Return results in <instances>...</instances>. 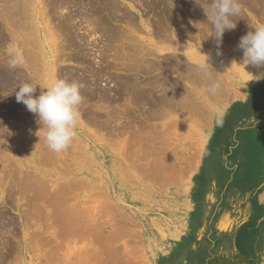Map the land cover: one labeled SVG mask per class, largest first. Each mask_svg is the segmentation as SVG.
I'll list each match as a JSON object with an SVG mask.
<instances>
[{"label":"rangeland","instance_id":"1","mask_svg":"<svg viewBox=\"0 0 264 264\" xmlns=\"http://www.w3.org/2000/svg\"><path fill=\"white\" fill-rule=\"evenodd\" d=\"M44 1H45L44 3H40L38 0H35L34 4H32V7L30 9V15L34 17V19H37L36 24L40 26V28L43 29V34L40 36L42 40L47 39L48 37L46 36L48 29L47 28L45 29L46 27L45 25L49 26V24L52 23L50 25L53 26L52 27L53 30H54V27L56 26L55 27L56 30H54V32H56L57 36H59L60 38L58 39V41L62 39L60 41L62 42L63 37L61 38L62 36L60 35L61 32L57 31L59 28L57 25H55L57 23V20L55 19L53 15L54 13H51L49 14V16H47V18L49 19L48 21H46L47 19L45 20L39 17L40 14L42 13V8H41L42 4L43 6H45L46 3L50 2V0H44ZM243 1L244 0H240L241 6L243 9L242 12L247 11L249 14H251V11H253L252 10L253 7L255 10L257 8L256 5L259 4V2L258 4L254 3L256 2L255 0H249V1H252L254 5L251 4V2H247V1H244L245 3L244 5ZM260 1L263 2L262 0ZM3 3L1 1L0 5L1 4L3 5ZM124 3L127 6L130 5L129 3L125 1ZM208 3L209 4L207 8L210 9L209 0H208ZM250 4L253 7L250 6ZM248 6H250L252 9L248 8ZM130 10L132 14L136 15L138 19L137 22H139V24H141V21H143V25L141 24L140 28L135 29L136 36H139V35L143 36V37L141 36L139 37L143 39V42L145 45L144 47L147 48L149 51L153 52L154 55H152V57H154V59L157 58L160 61L159 62L157 59L154 60L153 58H150L148 55L150 59L148 58L147 59L148 61L145 60L148 62V63L146 62L145 64L149 65L151 63L152 65L155 62L153 68L155 67L157 70H154L155 68L154 69L152 68L153 70L151 69V72L148 71L149 73L148 72L141 73V74L139 73L140 74L139 80L143 81V79L146 78L147 76H148L146 78L147 80L144 79L145 81H149V80L152 81L153 77H154L153 78L154 80L155 77L158 78V77H161V75L164 76L165 74H167L168 77L172 79L175 76L174 79L176 83H178L179 80H181L183 84L186 83L185 85L187 86L181 85L186 90L189 85L190 86L192 85L191 87L189 86L190 90H187L185 92L195 94V96H196V93L200 92V95H202V97L206 96L208 103L216 107L217 111L212 112L213 116H212V119H210V122L202 123L203 121L199 120L198 116L194 117V115L193 116L190 115V112H188L189 110H184L185 108L182 109L180 107H177L173 110L171 109V111H167L166 109L164 110L161 109L162 112L160 113L161 114L164 113V114L163 115L160 114L161 117L158 115V118L156 116V119L150 115V112H152L150 110H148L150 111L148 114L146 112L142 113L141 109H140V112H138L139 108L132 109V112L130 113L140 114L141 119L138 116L139 118V119L137 118L138 123H135L137 127L134 125V122H133L129 125L128 127L129 130L126 129L123 134H119V131L116 130L117 136H115L114 135L115 132H112V134L115 136L114 137L112 134L108 133V132L111 133V129H105V130L102 129V132H101V129L99 127L93 126L91 123H89L87 117H84L82 115V111L80 109L81 105H80V108H79L80 110L78 109L80 116H79V124L77 128L76 137L74 138L73 142L71 143L67 151L65 150V152H62L60 157H58L59 161L56 160L57 162L56 161L54 162L53 160L52 163L47 164L46 161H43L44 160L43 157L42 156L40 157L41 153L39 152L40 151L39 148L29 149L28 146H26V148H28V151L25 153L21 152L19 154L18 152L19 149L22 148L26 142L36 143V146H37V142L44 137V130L42 129V125H40L37 122L38 118H34V119L31 117L28 118L27 122L31 124L27 125L28 123L25 122L24 118L27 116H30L32 113L27 110L25 105H16L15 102L14 103L11 102L13 100L11 99V96L15 94L16 89L14 90L10 89L11 91L10 90L7 91L8 90L7 89L5 90L6 92L4 90H0V107L2 108V109L0 108V113L4 114L5 112L6 113L9 112L10 115L14 113L12 115L13 117H11L10 119H7L4 122L5 124H1L0 126L1 127L0 130L3 132V134H1V137H4L5 136L4 132H6L7 137L4 139V141L8 139L11 141L9 144L7 143L6 149H3V151H1V154L3 155H0V182H1L0 198H2L0 199V203H1L0 211L5 210L7 207L6 216L2 218L1 222L5 221L6 223L7 221L8 223V224L7 223L5 224L7 229H4L2 232H0L1 233L0 238L2 237L1 238L2 240L0 239L1 240L0 241V247H1L0 248V259H1L0 264H5V262L6 264H70L71 256L77 252L87 253L86 257L84 258L82 262L84 264H111L112 263L111 261L113 259L112 256L115 253L116 255L118 253L117 256H119L118 257L119 259L125 258L123 260V264L125 260H126L125 261L126 264H129V263L130 264L132 263L133 264H261V261L264 257V243H263L264 241V238H263L264 237V231H263L264 230V226H263L264 224V198H263L264 197V88H263L264 87L263 86L264 85V67H254V66H251L250 64L247 66L246 65L240 66L242 64L238 63L239 61L237 57H240V58L243 57L242 50H237L235 48H227V47H222V46L221 48L220 46L217 45V43H213V46L211 47L210 42H209V29H206L207 24H205L204 22V19L206 17L205 12H204L205 13L204 19L199 18L198 16L196 18L195 14H194L195 16L193 15L192 19H190L191 22L190 20H187L188 18H186L185 16H182L183 18H180V20L183 19L187 21V22L185 21L184 24L187 25L186 27H189L188 30L190 34L184 33L183 31L180 30L181 28L179 27L180 25H182V23L179 22L180 20L178 17L173 19L174 21L171 23L172 25L170 24L171 29L174 31L178 30V31H175L174 35L178 39H180V45L182 44L181 49L176 50L175 48L177 45L175 41L173 42L174 44L172 42L170 43L166 42L165 40L163 41L162 39H160L161 37L160 38L157 37L156 32H153V31H156L157 28L154 24H153L154 26L153 27L152 22H149V21H153L155 18L154 19L153 17L150 18V16H147V15H145L146 17L142 16L143 11L140 7H137V6H134L133 9H130ZM263 18L254 16V18L252 19H254L256 24H258V21H260L259 24H264L262 23ZM176 24H178L177 25L178 29H176ZM8 27L4 25V23L2 24L3 36H5V38L3 40L4 42L2 41V44L0 45V48L2 49L0 50V55L2 54L0 58H2L1 60L3 61L8 60L9 58L8 50L14 47L13 44H17V42L15 43L16 40L10 37L12 36L13 33L11 32L12 30L10 29V27L9 28ZM7 29H10V30H7ZM191 29H195L196 32ZM45 30H46V33L44 34ZM198 32L199 34H196ZM204 32L205 33L207 32V33L205 34ZM154 33L156 34L154 35ZM201 33L204 34V36ZM47 35H49V33H47ZM185 35L186 36L189 35V37H186ZM200 35H201V38H199ZM197 36L198 38H195ZM149 38L152 41L149 40ZM12 40L13 41L15 40V41L13 42ZM144 40H147V41L145 42ZM98 41H101V40L98 39ZM98 41L96 42L98 43L96 44V46L98 45L97 46L98 48L97 49L95 48V50L105 49L102 41L101 42H98ZM158 42L162 44L163 46H161ZM3 43H5L6 45ZM147 46H149V48ZM153 47H155L156 49L158 48L159 51L158 49L156 50ZM189 51H192V52H189ZM193 51L196 53H199L200 55L198 54L199 55L198 57H193V58L190 57L189 53L195 54L197 56V54L194 53ZM4 54L7 55V57ZM98 54L100 53L98 52ZM178 55L180 56L181 59L184 58L183 60L187 61L192 67H194L195 65L197 66L202 61H207L209 57L208 62L210 63L212 68L211 66L209 67L211 68L212 74L214 73L213 76L218 77L219 80H221L222 85L225 83L224 85L226 86V89H224V86H223L222 87L223 91L222 90L219 91L222 94V96L220 95L219 101L215 102L216 100L214 101L213 99L214 96H217L219 94V92H217L214 95L211 93L209 94V92L206 91L208 88L207 83H206L207 85L203 83L204 87H203V84H200L201 85L200 86L198 82H195V81L190 82V80L187 81V79L184 78V76H182L181 74H176V72H172L170 70L172 68V67L170 68V66H171V63H173V59H176L175 57H177ZM50 56L51 54H49L47 58H50ZM1 60L0 62H2ZM163 60L165 61L163 62ZM91 63H92L91 65H93L96 68L105 67L108 64L111 65V67L113 66L112 68H110V70H108L109 74L111 71H112L111 72L112 74H116L118 72L119 66L121 67V64H123L122 61L119 64V60H113L112 58H109V57L103 60L96 58L95 62L91 61ZM115 63L117 65L119 64L118 67L116 66V68L114 66ZM158 63L160 65H163V64L169 65V67H160ZM235 63H237V66L239 65L241 67V68L239 67V69H241V72L239 73V75H241L242 73L241 76L236 74L237 67H234L236 71L235 70L232 71L233 70L232 66H236ZM59 66H61L63 70L70 69L69 71L73 69V71L80 70L82 72H87L88 70L86 65H80V64L78 65L72 62H60ZM194 68L197 69L198 67H194ZM16 69L17 68H15L14 70ZM18 69L20 70L24 69V71L26 72V69L24 68V66H20ZM197 70L199 72V68ZM125 73L126 71L124 72V74ZM129 73L130 74L133 73L134 75V73L136 72L129 71L128 73H126V75H129ZM199 74H202V73L199 72ZM27 76L33 79V74L31 73V71L30 73H27ZM43 77H44L43 79H45L46 81V82L44 81L45 83L43 82V80L41 81L42 83H40V85H37V82H35L37 87L40 86V88L38 87L37 89L38 95L36 96H39L41 91H45V89L43 88L49 87L52 84L51 78L47 75L45 71H44ZM149 77H151V79ZM57 79L59 78H56V80ZM106 82H108V85ZM115 83L116 82H110V81H105V80L100 82L101 85L106 84L108 88L109 87L111 88V86L113 87V85L117 84ZM229 84H232V85L229 86ZM198 86H200V88ZM195 87L197 89L199 88L200 90L198 89L199 90L198 91ZM226 91L227 93L225 94ZM10 92L13 94H11ZM204 92L206 95H203ZM6 93H9V94H6ZM6 95L7 96L9 95L10 97L9 96L7 97ZM209 96H211V98ZM224 99L225 100L227 99L226 104H223L225 103ZM6 100H9V101H6ZM4 102L5 103L7 102V103L3 104ZM12 104L16 106L13 107ZM2 105L4 106L2 107ZM85 106H83V108H85ZM145 107L149 108L151 106L146 105ZM133 110L134 111L136 110L137 112L136 111L133 112ZM153 110L155 109L153 108ZM166 112H168V114ZM147 115H150L152 118L150 116L148 118ZM84 118L87 120H85ZM151 119L152 121L154 119L156 121L154 120L152 124L150 122ZM218 119L222 123L218 124L217 123ZM139 123L142 126L145 125L146 127L145 126L141 127ZM84 124L87 126L90 124L91 126L89 125L88 127L87 126L85 127ZM119 124L120 123H117V124L114 123L113 126L118 127L117 125ZM133 125L135 129H139V130L137 131L133 129L132 128ZM150 126L151 128L148 131L150 133L149 135L147 130H148V127ZM91 127H92L94 135H96L95 137L96 139L93 138L94 135H91L92 134ZM143 129L146 130V132H144ZM89 130L91 131L86 132ZM94 130L95 131L97 130L96 134ZM127 130L128 132H126ZM129 131L133 132L132 133L133 138ZM139 131L142 134L139 133ZM137 133L139 135H137ZM135 134L137 136L134 137ZM123 135L125 138L123 137ZM129 135L131 136V138ZM28 136L30 137V139ZM106 137L107 139L108 138L109 139L107 140ZM110 137L112 138L110 139ZM137 137H139L140 139ZM129 139H131L132 141L131 140L129 141ZM75 140L76 142H74ZM136 141L138 142L136 143ZM111 144H112V147H111ZM144 144L147 150L144 147H142L144 146ZM155 144H156V147L154 146ZM81 146L83 147V149ZM94 146L96 147V149ZM126 146L128 150L124 148ZM147 146L151 148H147ZM148 150L149 152H147ZM98 151L100 152L98 153ZM155 153L158 154L159 156L156 155ZM21 154L23 156H21ZM70 154H73V155H70ZM27 155H29L30 157L28 158ZM64 155H66V157H64ZM134 156L137 159L139 158V160L137 161V159ZM92 157L94 158V160ZM216 157L218 158L220 157L219 160L221 159L220 160L221 162L220 170H221L222 177L219 179V181L216 184L212 186L208 178L207 165H208V161L210 160V158L215 159ZM247 157L252 161V163L257 162L259 158L261 159L260 162H258L260 163L259 165H261V170H260L259 176L257 175V178L255 179L254 186L251 188L252 191L249 197V200H251L252 204L257 208L256 209L257 213L251 214V215L245 214L243 212V208L241 207L242 210L240 208V205L242 204V202L240 201L241 193L244 192V190L241 187V183H243L242 182L243 177L241 175L242 174L241 171L243 170V162L245 159H247ZM64 158H68V160ZM41 159H42V162L40 161ZM60 160L62 162H65L67 165L62 164ZM10 162L12 164H10ZM96 162L98 164H96ZM44 163H46L48 166L46 164L44 165ZM49 164H51L52 166H49ZM134 164L137 166H135ZM6 165L10 166L9 169H7L8 166ZM68 165H70L69 167L71 170L67 169L69 168L67 167ZM153 165H156V166H153ZM57 166H58V169H56ZM145 166L147 167V169ZM137 167L138 169H136ZM156 167H158V169ZM72 170L74 172L73 174H72ZM144 170L145 172L149 171L145 173V177L143 173ZM157 170H160V172ZM28 172L30 174L32 172H35L33 173L35 175H37L39 172L44 173L45 174L44 179L46 180L48 187L49 188L52 187L53 189H55V190H52L53 192L54 191L56 192L57 190L58 191L63 190L64 188L70 189L69 186H71V182L76 183V182H79L80 179L81 181L85 180L84 181L85 184H82L83 185V186L81 185L82 187L79 186L80 189L77 187L74 189L73 191L74 193L72 194L70 193L71 195V199H69L70 202H68L67 205H65V207L74 208L73 206H75V208H77L80 212L82 211L81 213H86V214L88 213L91 219L90 223L93 225H98L100 227L99 230H97L100 232V234H96V236L87 235L85 236L86 239L80 236L76 237L72 233L71 234L68 233L66 229L63 228L64 227L63 224L61 223L60 220L59 221L57 220V217L53 218V215L51 214L52 213L51 210L53 209L51 208V206L48 207V203H45V200L47 202L46 198H41V200H38V201L31 200L32 201L31 203L29 198L33 199V196L35 195V191L32 189L31 190L28 189L26 191L22 190L23 189L21 187L22 184L20 183L21 177L23 176V174L24 175L28 174ZM12 173H14V175ZM146 174L149 176H146ZM167 174H168V177H167ZM12 176H15L16 178L14 179L12 178ZM161 176L163 177L161 178L162 180L160 179ZM188 176L189 178H187ZM146 177H148L149 179ZM183 177H186L187 179ZM174 179H176L175 181L177 182H175ZM51 182L53 183L51 184ZM68 183L70 184L68 185ZM59 184H61L62 187ZM182 185H184V187ZM87 186L89 187L86 188ZM7 187L9 190L6 189ZM20 188L22 189L20 190ZM105 188L108 190H106ZM8 191H11V192H8ZM12 191H14V193ZM100 192L102 193L100 194ZM103 192L106 194H104ZM25 193L26 194L29 193V194L26 195ZM9 194L14 195L12 197L11 202L10 200L6 199V197ZM4 196H5V199H4ZM142 196H143V199H142ZM3 199L5 200V202L3 201ZM35 202L37 203L39 202L38 203L39 207L36 204L33 205ZM5 203L6 204L8 203L9 205L11 204V206L9 205L7 206ZM102 203L106 205L107 204L111 205V208L110 209L106 208V210H104L103 208L100 209L99 207L101 205L99 204H102ZM12 205H13V208H12ZM94 205L97 206L96 207L97 209L93 211L92 209H94L95 207ZM114 206L117 210H115ZM33 207L34 208L36 207L38 209L37 210L39 212L38 214H36L37 211L35 212V214L31 213L32 210H30V208H33ZM86 209L87 210L89 209V211L92 210L93 212L97 210L99 211V213L97 212L94 218L95 213L91 211L90 212L91 214H90L89 212H87ZM27 210H29V212H27ZM119 210H120V213H118ZM100 211L103 212V217L104 215L106 216L107 214H109V216L107 215L106 218H103L101 216L102 214ZM92 213H93V216H92ZM41 214H42V217H41L42 219L40 220ZM7 215H9L10 217ZM27 216H30V217H27ZM96 217L97 219H99L100 217H102L103 219H100L99 221L96 219ZM107 217H111L112 220L108 218L110 219L109 221ZM27 218L30 220H28ZM11 219L13 220L11 221ZM43 219L44 221H42ZM54 219H56L57 222ZM114 219L116 220V222L114 221ZM24 220H26V222H24ZM127 220L129 222H132V224H134L133 227H132V224L128 223ZM27 221H28V224H27ZM108 221L109 223H107ZM123 221H125L128 224H125V222ZM9 223L11 224V226ZM29 223L32 226H30ZM116 224L120 227H118ZM163 224L167 225V227H164L165 228L164 230H167V233L169 235H165L166 232L163 230ZM15 225L17 226L15 227ZM113 225H116L114 226L115 228L117 227L115 230H113L114 229ZM121 226H123V229ZM9 228L16 229L19 232L13 229L9 230ZM118 228L119 230L121 228V231L123 232L120 233L121 231H119ZM130 228L131 229L133 228L132 229L133 231ZM5 230L10 231V232H6ZM14 231L16 232V235ZM110 231H112L111 236L109 235ZM124 232L126 233V235L124 234ZM5 233H8V234H5ZM128 233L132 235H129ZM113 234H115V236ZM118 234L122 236L119 237ZM92 236H94V238ZM102 236L104 238L106 237L105 238L106 241ZM31 237H33L32 242L30 241L32 240ZM14 238H17V240ZM78 238H79V241H78ZM2 241L3 243L4 242L6 243V246L3 243H1ZM31 243L33 245H31ZM7 245L11 247H7ZM16 246H18V248L21 249V251L18 248H16ZM7 248H11L12 250L7 249ZM93 249H94V252L93 251L88 252L89 250H93ZM14 250H16L15 253L13 252ZM17 250H19L20 252H18ZM1 252L3 253L2 254L3 256L1 255ZM113 252L114 254H112ZM7 255L8 257L10 256L9 257L10 259L7 257ZM16 255L17 257H15ZM43 255H46V256L50 255V256L46 257ZM55 258L58 260H56ZM2 259H5V260L2 261ZM7 259L9 263H7ZM11 259H14V260H11ZM68 259L69 261H67Z\"/></svg>","mask_w":264,"mask_h":264},{"label":"bare ground","instance_id":"2","mask_svg":"<svg viewBox=\"0 0 264 264\" xmlns=\"http://www.w3.org/2000/svg\"><path fill=\"white\" fill-rule=\"evenodd\" d=\"M2 1L3 5L1 4L0 5V45L2 44V41L4 40L5 36H3V28H2V24L4 23V25H6L7 27L9 26L10 29L12 30L11 32L13 33L12 36V39L14 38L15 40V43L17 42V44H13L14 47L13 48H18L20 49L22 52H23V55H24V59H25V62L22 66H24V68L26 69V72L23 70H20L18 69L19 67H17L16 70L14 69H10L8 67V60H1L2 58H0V60L2 62H0V90H7L9 91L10 89L14 90V89H18L22 84L24 83H29L31 84L33 87H36V91L34 93V95H38V87L40 88V86L37 87V85H40V83H42L41 81L43 80V82L45 81V79H43V75H44V71L47 73V75L51 78V81L52 83L56 80V78H59V79H63V80H66L68 82H77L79 83L82 87H81V94L83 96V102L81 103V108L79 106V108L81 109L82 111V115L84 117H87L89 123H91L93 126H96V127H99L101 129V132H102V129L105 130V129H111V133L109 134H112V132H115V136L116 135V130L119 131V134H123L125 132L126 129H128L129 125L131 123L134 122V125L135 123H138L137 121V118L139 116L140 118V114H133V113H130L132 112V109H137L139 108L138 112H140V109L142 110L141 112H146L149 114L150 111H154L153 113L150 112V115L152 117H154L156 119V116L158 118V115L160 116V112L161 109H166L167 111H171V109H175L177 107H180V108H185L184 110H189L188 112H190V115H194V117L198 116L199 120L203 121L202 123L206 122H210V119H212V112L213 111H217L216 107H214L212 104L208 103V100L206 99V96L202 97V95H200V92L199 93H196V96L195 94H192V93H189V92H185L187 90H190L189 86L187 87V90L182 87L183 84L181 82V80L178 81L181 82V83H176L174 77L173 79L168 77L167 74H165L164 76L161 75V77H158L153 80L152 78V81H145L144 78L143 81H140L139 79V76L141 73H145V72H148L150 71L151 72V69L153 68L154 66V63L151 65V63L149 65H146L145 63L148 61L147 59L150 57V58H153L152 55L153 52L149 51L147 48H145L144 46V42H143V39L139 36H136V30L137 28H140L141 27V24L143 25V21H141V24H139L138 19L136 17V15L132 14L131 10L130 9H133L134 6H137V7H140L143 11V14L142 16L146 17L145 15L147 16H150V18L153 17V21H149V22H152V26L153 24L156 26L157 30L156 31H153V32H156L154 33V35L156 34L157 37H161L160 39H162L163 41L165 40L166 42H176V50H179L181 49V45H180V39H178L174 34H175V31H178V30H172L171 29V26L170 24L174 21L173 19L178 17L179 20L180 18H183L182 16H185L186 18H188L187 20H190L192 19L193 15L197 18V16L199 18H202L204 19V14L206 13L205 12V9L204 7L207 8L208 6V0H50V2L46 3L45 6H41L42 8V13L40 11V18L42 19H47L46 21H48L49 19L47 18V16H49V14L51 13H54V17L55 19L57 20V23L55 25L58 26V30L60 33L61 38L63 37V41L60 42L58 41L59 36H57L56 32H54L55 27H54V30H53V26H51L50 23L49 26L45 25V29L47 28V33H49V35H47L46 33V30L44 32V34L46 33V36L47 39H41V35L43 34V29L40 28V26H38L36 23H37V19H34V17H32L30 15V9L32 7V4H34V1L35 0H0V2ZM40 3H44L45 1L44 0H38ZM129 3L130 5L127 6L125 3ZM244 1H247V2H251V4H253L252 1H249V0H244ZM243 1V4L245 5ZM256 4H259L256 5L257 8L256 10L258 9V11L260 10V13L262 11H264V0H262L263 2H261L260 0H255ZM210 2V5H211V1L209 0ZM13 3V4H12ZM241 3V2H240ZM250 4V6H252ZM254 5V4H253ZM204 6V7H203ZM250 6H248V8H251ZM255 6V7H256ZM210 7V6H209ZM253 7V6H252ZM47 8V10H46ZM252 9V8H251ZM254 9V7H253ZM130 10V11H129ZM203 10V11H202ZM210 10V9H209ZM200 11V13H199ZM202 11V13H201ZM205 12V13H204ZM257 12V11H256ZM255 13V12H254ZM259 13V14H260ZM245 16L247 14L243 13ZM244 15L243 18H244ZM52 16V15H51ZM50 16V17H51ZM184 17V19H185ZM239 17V16H238ZM248 17V16H247ZM246 17V18H247ZM53 18V17H52ZM177 18V19H178ZM195 18V19H196ZM237 18V16H236ZM236 18H233V19H236ZM241 18V17H239ZM198 20V19H197ZM196 20V21H197ZM242 20V19H241ZM248 20V19H247ZM264 20V18H263ZM171 21V22H170ZM186 20H183L181 19L179 22L182 23V25H180L179 28H181L180 30L183 31L184 33H187V34H190L189 33V27H186L187 25H185ZM194 21V20H192ZM199 21V20H198ZM207 21V20H206ZM236 22H233L236 24L237 22H239L237 19L235 20ZM154 22V23H153ZM177 22V23H179ZM187 22V21H186ZM191 22V20H190ZM204 22H205V19H204ZM242 22V21H241ZM245 22V21H244ZM248 22V21H247ZM54 23V22H53ZM148 23V22H147ZM168 23V24H167ZM176 23V21H175ZM189 23V22H188ZM195 23V22H194ZM197 23V22H196ZM174 24V23H173ZM193 24V23H192ZM190 24V25H192ZM40 25V24H39ZM147 25V24H146ZM172 25V24H171ZM178 24H176V29H178L177 26ZM189 25V24H188ZM250 25V24H249ZM248 25V26H249ZM149 26V25H148ZM151 26V27H152ZM243 26V25H242ZM245 26V25H244ZM253 26V25H252ZM8 27V28H9ZM154 27V26H153ZM191 27V26H190ZM209 27V26H208ZM212 27V26H211ZM237 27V26H236ZM235 27V28H236ZM192 28V27H191ZM205 28V27H204ZM10 29H7V30H10ZM155 29V28H154ZM207 29V28H206ZM209 29V28H208ZM211 29V28H210ZM209 29V30H210ZM236 29H241V27L239 28H236ZM245 29V28H244ZM250 29V28H249ZM142 30V29H141ZM153 30V29H152ZM170 30V31H169ZM179 30V31H180ZM193 31H195V29H191ZM205 30V29H204ZM248 29H246L247 31ZM140 31V30H139ZM229 31V30H228ZM233 31V30H232ZM232 31L230 30V34L232 33ZM239 31V30H238ZM252 31V30H251ZM9 32V31H8ZM138 32V31H137ZM192 32V31H191ZM196 32V31H195ZM237 32L234 30V33ZM10 33V32H9ZM205 33V32H204ZM207 33V32H206ZM205 33V34H206ZM210 33V32H209ZM213 33V32H212ZM226 33V32H225ZM244 35V31L242 32ZM248 33V31H247ZM153 34V33H152ZM180 34V33H179ZM186 34V35H187ZM196 34H199L196 33ZM202 34V33H201ZM211 34V33H210ZM228 34V33H227ZM237 34V33H236ZM235 34V35H236ZM241 34L238 32V35ZM242 34V35H243ZM5 35V33H4ZM185 35V36H186ZM193 35V34H191ZM195 35V34H194ZM204 36V34H202ZM213 35V34H212ZM225 35V34H224ZM152 36V35H151ZM208 36V35H207ZM231 35H229L230 37ZM95 37V38H93ZM184 37V36H183ZM186 37H189L186 36ZM194 37V36H192ZM191 37V38H192ZM213 37V36H212ZM211 37V38H212ZM235 37V36H234ZM240 37V35H239ZM92 38V39H91ZM181 38V37H180ZM190 38V39H191ZM195 38H198L195 37ZM201 38V35L200 37ZM232 38V36H231ZM235 38H238L237 35ZM8 39V37H7ZM98 39H100L102 41V43L104 44V47L105 49L103 50H95V48L97 49L98 45L96 46V43L98 41ZM147 39V38H145ZM159 39V40H160ZM46 40V41H44ZM149 40H151L149 38ZM198 40V39H197ZM204 40V39H202ZM207 40V39H206ZM211 40V39H210ZM236 40V39H235ZM13 41V40H12ZM13 41V42H14ZM101 41H98V42H101ZM145 42L147 40H144ZM152 41V40H151ZM161 41V40H160ZM4 42V41H3ZM8 42V41H7ZM162 42V41H161ZM237 42V41H236ZM236 42H233L236 44ZM6 43V42H5ZM3 43V44H5ZM148 43V42H147ZM159 43V42H158ZM165 43V42H163ZM167 43V44H169ZM182 43V42H181ZM7 44V43H6ZM5 44V45H6ZM146 44V43H145ZM152 44V43H151ZM154 44V43H153ZM160 44V43H159ZM174 44V43H173ZM161 46H163L162 44H160ZM101 47V46H100ZM149 48V46H147ZM174 47V46H173ZM103 48V47H102ZM155 48V47H153ZM163 48V47H162ZM156 49V48H155ZM154 49V50H155ZM158 49V48H157ZM156 49V50H157ZM0 50H2L0 48ZM159 51V49H158ZM157 51V52H158ZM98 52L100 54H98ZM189 52H192V51H189ZM188 52V53H189ZM194 52V51H193ZM196 53V52H194ZM49 56V54H51L50 58H47V56ZM197 56L195 54H192V53H189V56L190 57H198L200 54L199 53H196ZM199 54V55H198ZM5 55V54H4ZM149 55V57H148ZM151 55V56H150ZM2 56V54L0 55V57ZM7 57V55H5ZM156 56V55H155ZM179 56V55H178ZM177 56V57H178ZM107 57L109 58H112L113 60H119V64L120 62L122 61L123 64H121V67L119 66L118 68V72L116 74H112L110 72L109 74V71L111 67V65H106L105 67H94L93 65H91V61L95 62L96 58H99L100 60H103V59H107ZM173 57V56H172ZM175 57L176 59H173V63H171V66H170V70L172 72H176V74H181L182 76H184V78L188 80H190V82H198L199 85L200 84H203V83H207L208 84V80L202 75V74H199L198 72V68L195 69L194 67H197L196 65L194 67L190 66V64L183 60L184 58H180V56L177 58ZM183 57V56H182ZM5 58V57H4ZM149 58V59H150ZM174 58V57H173ZM157 59V58H156ZM154 59V60H156ZM169 59V58H168ZM238 59V63L242 64L240 66H245V64H243V57L242 58H239L237 57ZM242 59V61H241ZM147 60V61H145ZM158 60V59H157ZM233 60V59H232ZM235 60V59H234ZM159 61V60H158ZM157 61V62H158ZM165 60H163L164 62ZM167 61V60H166ZM189 61V60H188ZM60 62H72V63H75V64H80V65H86L88 70L87 72H82L80 70H74L73 69L71 71L69 70H63V68L61 66H59V63ZM151 62V61H149ZM153 62V61H152ZM160 62V61H159ZM162 62V61H161ZM162 62V63H163ZM169 62V61H168ZM190 62V61H189ZM2 63V64H1ZM103 63V62H102ZM118 63V62H117ZM148 63V62H147ZM167 63V62H165ZM170 63V62H169ZM168 63V64H169ZM100 64V63H99ZM116 64V63H115ZM116 66L118 67V65L116 64ZM234 64V63H233ZM236 66H232L233 67V70L232 71H236L237 69V72L236 74L239 75V73L241 72V69H239V65L237 66V63H235ZM102 65V64H101ZM158 65H160L158 63ZM157 65V66H158ZM192 65V64H191ZM156 66V67H157ZM253 66V65H251ZM160 67H169V65H166V64H163V65H160ZM234 67H237L236 69H234ZM256 67V66H254ZM155 68V67H154ZM153 68V69H154ZM159 68V67H158ZM230 68V67H229ZM241 68V67H240ZM152 69V70H153ZM232 69V68H231ZM44 70V71H43ZM113 70V69H111ZM116 70V69H114ZM154 70H157L156 68ZM169 70V71H170ZM28 71V72H27ZM31 73L33 74V79H31L30 77L27 76V73ZM86 71V70H85ZM108 71V72H107ZM123 71V72H122ZM126 71V73H128L129 71H134L136 73H133L129 75H126V73L124 74V72ZM115 72V71H113ZM160 72V71H159ZM246 72V71H245ZM140 73V74H139ZM149 73V72H148ZM171 73V72H170ZM201 73V72H200ZM222 73V72H221ZM163 74V73H162ZM214 74V73H213ZM167 75V76H166ZM242 75V73H241ZM239 75V76H241ZM144 76V74H143ZM173 76V75H172ZM180 76V75H179ZM217 76V75H216ZM178 77V76H177ZM224 77V76H223ZM244 77V76H242ZM142 78V77H141ZM151 79V77H149ZM148 78V79H149ZM218 78V77H217ZM226 78V77H225ZM224 78V80H225ZM110 81V82H116L115 84L116 85H113V87L111 86V88L107 87L106 84L105 85H101L100 82L102 81ZM147 80V79H146ZM221 81V80H220ZM37 82V85L36 83ZM46 82V81H45ZM44 82V83H45ZM185 82V81H184ZM225 82V81H224ZM33 83V84H32ZM105 83V82H104ZM107 85H108V82H106ZM231 83V82H230ZM206 84V85H207ZM225 84V83H224ZM222 85V87L224 86V89H226V86L225 85ZM44 85V84H43ZM182 85V86H181ZM194 85V84H193ZM198 85V84H197ZM196 85V86H197ZM228 85V84H226ZM232 85V84H229V86ZM187 86V85H185ZM192 86V85H191ZM190 86V87H191ZM201 86V85H200ZM200 86H198L200 88ZM264 86V85H263ZM203 87H204V84H203ZM47 88V87H45ZM189 88V89H188ZM196 88V87H195ZM198 88V89H199ZM230 88V87H228ZM264 88V87H263ZM197 89V88H196ZM197 89V90H198ZM10 90V91H11ZM200 90V89H199ZM198 90V91H199ZM223 91V89H221ZM220 90V91H221ZM228 90V89H227ZM256 90V89H255ZM41 91V90H40ZM46 91V89H45ZM207 91V90H206ZM231 91V90H230ZM235 91V90H234ZM6 92V91H5ZM13 92V91H12ZM42 92V91H41ZM194 92V91H193ZM260 92V91H259ZM11 93V92H10ZM208 93V92H207ZM227 93V91L225 92V94ZM254 93V91H253ZM256 93V91H255ZM2 94V93H1ZM4 94V93H3ZM6 94H9V93H6ZM13 94V93H11ZM41 94V93H40ZM210 94V93H209ZM240 94V93H239ZM260 94V93H259ZM203 95H206L205 92ZM215 95V94H214ZM213 95V96H214ZM220 95L222 96L221 92H219V94L217 96H214V101L217 102L220 100ZM229 95V94H228ZM2 96V95H1ZM5 96V95H4ZM7 96V95H6ZM9 96V95H8ZM7 96V97H8ZM208 96V94H207ZM256 96V95H255ZM6 97V98H7ZM10 97V96H9ZM211 98V96H209ZM224 97V96H223ZM241 97V96H240ZM2 98V97H1ZM5 98V97H4ZM228 98V97H227ZM230 98V96H229ZM11 99H13L11 102H15L16 105H24L23 103H18L17 100H16V95L13 94L11 96ZM204 100V101H203ZM211 100V99H210ZM6 101H9V100H6ZM213 101V100H212ZM225 103L223 104H226V101L227 99L225 100ZM7 103V102H6ZM5 102L3 104H6ZM2 104V103H1ZM11 104V103H10ZM13 107H15L16 105L12 104ZM86 105V106H85ZM146 105H150L151 107H145ZM203 105V106H202ZM4 105H2L3 107ZM9 106V105H8ZM83 106H85V108H83ZM7 107V106H6ZM12 107V106H10ZM20 107V106H19ZM159 107V108H158ZM1 108V107H0ZM9 108V107H8ZM25 108V107H24ZM153 108L155 110H153ZM2 109V108H1ZM15 109V108H14ZM13 109V110H14ZM79 109V110H80ZM181 109V110H182ZM150 110V111H148ZM157 110V111H156ZM160 110V111H159ZM11 111V110H10ZM136 111V110H135ZM133 110V112H135ZM159 111V112H158ZM2 112V110H1ZM4 112V111H3ZM12 112V111H11ZM137 112V111H136ZM165 112V111H164ZM210 112V114H209ZM28 113V112H27ZM145 113V114H146ZM168 114V112H166ZM14 113H12L13 115ZM31 114V113H30ZM164 113H162L161 115H163ZM202 114V115H201ZM209 114V115H208ZM12 115L9 114V112H5L4 114L3 113H0V126L1 124H5L4 122L7 120V119H10L11 117H13ZM150 115H147L148 118ZM18 116V115H17ZM25 116V115H24ZM82 116V118H83ZM150 116V117H151ZM191 116V118H192ZM21 117V116H20ZM38 118L35 114H31L30 116H27L24 118L25 122L28 121V118ZM151 117V118H152ZM161 117V116H160ZM138 118V119H139ZM145 118V117H144ZM147 118V119H148ZM18 119V118H17ZM85 119V118H84ZM85 119V120H87ZM141 119V118H140ZM154 119V120H155ZM20 120V119H19ZM84 120V121H85ZM146 120V119H144ZM153 120V121H154ZM152 119H151V123L153 122ZM156 121V120H155ZM24 122V121H23ZM31 122V121H30ZM86 122V121H85ZM28 123V122H27ZM87 123V122H86ZM85 123V124H86ZM114 123H120L119 125H117L118 127L116 126H113ZM142 123V122H140ZM139 123V124H140ZM31 123H28L27 125H29ZM81 124V123H80ZM84 124V125H85ZM88 124V123H87ZM145 124V123H144ZM153 124V123H152ZM210 124V123H209ZM90 125V124H89ZM88 125V126H89ZM134 125L132 126L133 129L134 128ZM141 125V124H140ZM151 125V124H150ZM31 126V125H30ZM87 125H85L86 127ZM87 126V127H88ZM91 126V125H90ZM137 127V125H135ZM145 126V125H143ZM141 125V127H143ZM149 126V125H148ZM83 127V126H81ZM139 127V125H138ZM146 127V126H145ZM144 127V129H145ZM1 128V127H0ZM151 128L148 127V130L147 132L149 131V129ZM99 129V130H100ZM142 129V128H141ZM143 129V130H144ZM87 130V128H86ZM91 130H92V127H91ZM91 130L89 131H86V132H90ZM98 130V132H99ZM129 130V129H128ZM128 130L126 132H128ZM135 130H139V129H135ZM154 130V128H153ZM95 131V130H94ZM97 131V130H96ZM96 131H95V134H96ZM117 131V132H118ZM132 131V130H131ZM131 136L133 138V135L131 132ZM142 131V130H141ZM0 132H2L0 130ZM85 132V133H86ZM144 132H146V130H144ZM151 132V131H150ZM5 136L4 137H1V134L0 133V155H3L1 154V151H3V149H6L7 147V143L9 144L11 141L8 139L6 141H4V139L7 137L6 136V132H4ZM107 133V135H108ZM139 133H141L139 131ZM149 133V132H148ZM90 134V133H88ZM118 134V135H119ZM142 134V133H141ZM140 134V135H141ZM146 134V133H145ZM160 134V133H159ZM39 135V134H38ZM37 135V136H38ZM91 135H94L93 133V130H92V134ZM113 135V134H112ZM113 135V136H114ZM137 135H139L137 133ZM136 134L134 135L137 136ZM148 135V134H147ZM150 135V133H149ZM156 135V134H154ZM158 135V134H157ZM84 136V135H83ZM106 136V135H105ZM111 136V135H110ZM114 136V137H115ZM130 136V135H129ZM130 136V138H131ZM142 136V135H141ZM159 136V135H158ZM161 136V135H160ZM258 136V135H257ZM29 137V136H28ZM43 137V136H42ZM96 135L93 136V138H95ZM124 137V135H123ZM140 137V136H139ZM137 137V138H139ZM143 137V136H142ZM152 137V135H151ZM38 138V137H37ZM101 138V137H100ZM112 137H110L111 139ZM125 138V137H124ZM146 138V137H145ZM12 139V138H11ZM30 139V137H29ZM41 139V138H40ZM96 139V138H95ZM107 139V137H106ZM109 139V138H108ZM107 139V140H108ZM122 139V138H120ZM128 139V137H127ZM140 139V138H139ZM143 139V138H141ZM157 139V138H156ZM159 139V138H158ZM27 140V139H26ZM78 140V139H77ZM116 140V139H115ZM114 140V141H115ZM118 140V138H117ZM124 140V139H123ZM131 139H129L130 141ZM145 140V139H144ZM155 140V138H154ZM25 141V140H24ZM98 141V140H97ZM110 141V140H109ZM132 141V140H131ZM150 141V140H149ZM31 142V141H29ZM76 142V140L74 141ZM82 142V141H81ZM100 142V141H99ZM113 142V141H112ZM118 142V141H117ZM138 141H136L137 143ZM143 142V140H142ZM152 142V141H151ZM155 142V141H154ZM159 142V141H158ZM123 143V141H122ZM121 143V144H122ZM130 143V142H128ZM141 143V142H140ZM146 143V142H145ZM157 143V141H156ZM160 143V142H159ZM23 144V143H22ZM81 144V143H80ZM110 144V142H109ZM114 144V143H113ZM135 144V143H134ZM152 144V143H151ZM84 145V144H83ZM82 145V146H83ZM128 145V144H126ZM133 145V144H132ZM148 145V144H147ZM26 146H28V148L30 149H33V148H39V152L41 153L40 157L42 156L43 157V161H46L47 164L48 163H52L53 160L54 162L58 160V157H60V155L62 154L61 153H56V152H53L51 151L47 145H46V142L44 140V137L39 140L37 142V146H36V143H28L26 142L24 144V146L22 148L16 151L19 152V154L22 152V153H25L28 151V148H26ZM81 146V147H82ZM135 146V145H134ZM152 146V145H151ZM156 147V144L154 145ZM79 147V146H77ZM86 147V145H85ZM95 147V146H94ZM111 147H112V144H111ZM145 148V144L144 146H142ZM13 148V147H12ZM127 149V146L124 147ZM133 148V147H132ZM143 148V150H144ZM147 148H151V147H148ZM14 149V148H13ZM72 149V148H71ZM78 149V148H77ZM83 149V147H82ZM96 149V147H95ZM115 149V148H114ZM146 149V148H145ZM155 149V148H153ZM157 149V148H156ZM15 150V149H14ZM128 150V149H127ZM130 150V149H129ZM133 150V149H132ZM147 150V149H146ZM15 151V152H16ZM30 151V150H29ZM67 151V150H66ZM70 151V150H69ZM78 151V150H77ZM65 152V151H63ZM76 152V151H75ZM79 152V151H78ZM100 151H98L99 153ZM129 152V151H128ZM149 152V150L147 151ZM155 152V151H153ZM199 152V151H198ZM38 153V152H37ZM71 153V152H70ZM73 153V152H72ZM127 153V152H126ZM130 153V152H129ZM134 153V151H133ZM13 154V153H12ZM18 154V153H17ZM77 154V153H75ZM122 154V153H121ZM132 154V153H131ZM154 154V153H153ZM156 154V153H155ZM160 154V153H159ZM14 155V154H13ZM70 155H73V154H70ZM69 155V156H70ZM92 155V154H91ZM90 155V156H91ZM150 155V154H149ZM148 155V156H149ZM158 155V154H156ZM219 155V154H218ZM21 156H23L21 154ZM28 158L30 157L29 155H27ZM88 156V157H90ZM131 156V155H130ZM153 156V155H152ZM159 156V155H158ZM220 156V155H219ZM240 156V155H238ZM6 157V156H4ZM9 157V156H8ZM64 157H66V155H64ZM82 157V156H81ZM80 157V158H81ZM126 157V156H125ZM135 157V156H134ZM2 158V157H1ZM27 158V157H26ZM70 158V157H68ZM68 158H64V159H67ZM73 158V157H72ZM76 158V157H75ZM78 158V159H80ZM83 158V157H82ZM81 158V159H82ZM93 158V157H92ZM129 158V157H128ZM133 158V157H132ZM131 158V159H132ZM136 158V157H135ZM142 158V157H141ZM144 158V157H143ZM220 158V157H219ZM218 157H216L215 159H212L210 158V160L208 161V165H207V173H208V178L210 180V183L211 185L213 186L214 184H216L219 179L222 177L221 175V167H220V160H219ZM6 159V158H5ZM9 159V158H8ZM22 159V158H21ZM61 159V158H60ZM91 159V158H90ZM130 159V158H129ZM137 159V158H136ZM145 159V158H144ZM143 159V160H144ZM62 160V159H61ZM60 160V162L62 164H66L65 162H62ZM66 160V161H67ZM73 160V159H72ZM71 160V162H72ZM85 160V159H83ZM94 160V158H93ZM139 160V158L137 159V161ZM260 158L258 159L257 162H254L252 163V161L247 157V159L244 160L243 162V170L241 171L242 172V182L241 183V187L242 189L244 190V192H240L241 193V198H240V201L242 202V204L240 205V208L242 207L243 208V212L245 214H248V215H251V214H256L257 211H256V207L252 204V201L249 200V197H250V194H251V188L254 186V182H255V179L257 178V175L259 176V173H260V170H261V165H259L260 163ZM42 162V159L40 160ZM56 161V162H57ZM76 161V160H75ZM74 161V162H75ZM81 161V160H80ZM136 161V162H137ZM142 161V160H140ZM147 161V160H146ZM70 162V163H71ZM93 162V161H92ZM81 163V162H80ZM140 163V162H139ZM153 163V162H152ZM160 163V162H159ZM191 163V162H190ZM10 164H12L10 162ZM8 164V165H10ZM14 164V163H13ZM46 163H44L45 165ZM46 164V165H47ZM55 164V163H54ZM59 164V163H58ZM96 164H98L96 162ZM138 164V163H137ZM151 164V163H150ZM156 164V163H155ZM6 165V166H8ZM43 165V163H42ZM67 165V164H66ZM124 165V164H123ZM135 165V164H134ZM142 165V164H141ZM147 165V164H146ZM242 165V164H241ZM48 166V165H47ZM49 166H52L51 164H49ZM56 166V165H55ZM70 165H68L67 167H69ZM137 166V165H135ZM148 166V165H147ZM150 166V165H149ZM153 166H156V165H153ZM159 166V165H158ZM10 166H8L7 169H9ZM64 167V166H63ZM141 167V166H140ZM144 167V166H143ZM142 167V168H143ZM146 167V166H145ZM194 167V166H193ZM128 168V167H127ZM158 169V167H156ZM15 169V168H14ZM58 169V166L57 168ZM60 169V168H59ZM65 169V168H63ZM68 170L70 169L67 168ZM138 169V167L136 168ZM141 169V168H140ZM147 169V167H146ZM145 169V170H146ZM151 169V168H150ZM155 169V168H154ZM195 169V168H194ZM241 169V168H240ZM5 170V169H4ZM71 170V169H70ZM129 170V169H128ZM143 170V169H142ZM144 170V177H145V173L146 172H149V171H146L145 172ZM153 170V169H152ZM11 171V170H10ZM26 171V170H25ZM137 171V170H136ZM155 171V170H154ZM160 172V170H157ZM156 171V172H157ZM165 171V170H164ZM189 171V170H188ZM194 171V170H193ZM192 171V172H193ZM4 172V171H3ZM2 172V173H3ZM31 172V171H29ZM28 172V174H23V176L21 177V181L20 183L22 184L21 187L23 188H20V190H28V189H32L35 191V195L33 196V199L32 198H29L30 201L31 200H34V201H38V200H41V198H46L47 199V202L45 200V203H48V207L51 206V208L53 210L52 211V215H53V218L54 217H57V220L61 221V223L63 224V228L66 229V231L68 233H72L73 235H75L76 237L80 236V237H84L87 236V235H95L96 234H100L99 231V226L98 225H93L91 224V219L88 215V213H81L77 208H75V206H73L74 208L72 207H69V208H66L65 205H67L68 202H70L69 199H71V195L70 193H74V189L75 188H79L82 187L83 185L82 184H85L84 181H80L79 182H76V183H72L71 182V186L70 189H67V188H64L63 190H60V191H52V190H55L53 189L52 187H48V184L46 182V180L44 179L45 177V174L44 173H38L37 175L33 174L35 172H32L31 174ZM62 172V170H61ZM60 172V173H61ZM65 172V171H64ZM139 172V171H138ZM142 172V171H141ZM153 172V171H152ZM169 172V171H168ZM6 173V171H5ZM26 173V172H25ZM73 170H72V174H73ZM164 173V172H163ZM162 173V174H163ZM167 173V171H166ZM170 173V172H169ZM173 173V172H172ZM8 174V173H7ZM14 175V173H12ZM11 174V175H12ZM71 174V175H72ZM106 174V173H105ZM121 174V173H120ZM148 174V173H147ZM146 176H149L147 175ZM155 174V173H154ZM159 174V173H158ZM174 174V173H173ZM6 175V174H5ZM10 175V176H11ZM65 175V174H64ZM107 175V174H106ZM129 175V174H127ZM136 175V174H135ZM153 175V174H152ZM164 175V174H163ZM162 175V176H163ZM175 175V174H174ZM4 176V175H3ZM9 176V175H8ZM160 177L163 178V177ZM172 176V175H171ZM184 176V175H183ZM186 176V175H185ZM7 177V176H6ZM167 177H168V174H167ZM5 178V177H4ZM3 178V179H4ZM12 178H16L15 176H12ZM148 178V177H146ZM166 178V177H165ZM185 179L189 178V176L186 178V177H183ZM11 179V177H10ZM149 179V178H148ZM83 180V179H82ZM132 180V179H131ZM145 180V179H144ZM162 180V179H161ZM160 180V182H161ZM176 179H174L175 181ZM184 180V179H183ZM149 181V180H148ZM170 181V180H169ZM168 181V183H169ZM55 182V181H54ZM83 182V183H82ZM164 182V181H163ZM177 182V181H175ZM4 183V182H3ZM11 183V182H10ZM18 183V182H17ZM53 182H51L52 184ZM1 184V182H0ZM62 184V182H61ZM61 184H59L61 186ZM70 183H68L69 185ZM91 184V183H90ZM167 184V183H165ZM171 184V183H170ZM82 185V186H81ZM87 185V183H86ZM85 185V186H86ZM139 185V184H138ZM3 186V185H2ZM10 186V185H8ZM12 186V185H11ZM63 186V184H62ZM61 186V187H62ZM84 186V187H85ZM184 187V185H182ZM14 187V186H13ZM54 187V186H53ZM66 187V186H65ZM89 186H87L86 188H88ZM93 187V186H92ZM100 187V186H99ZM103 187V186H102ZM180 187V186H179ZM12 188V187H11ZM55 188V187H54ZM113 188V187H112ZM239 188V187H238ZM8 189V187L6 188ZM14 189V188H13ZM18 189V188H17ZM59 189V188H58ZM80 189V188H79ZM78 189V190H79ZM83 189V188H82ZM104 189V188H103ZM106 189V188H105ZM9 190V189H8ZM108 190V189H106ZM241 190V189H240ZM5 191V190H4ZM76 191V190H75ZM7 192V190H6ZM8 192H11V191H8ZM14 193V191H12ZM21 192V191H20ZM33 192V191H32ZM23 193V192H22ZM102 192H100L101 194ZM104 193V192H103ZM12 194V193H11ZM9 194L6 199L7 200H10V202L12 201V197L14 195H11ZM17 194V193H16ZM26 194V193H25ZM29 194V193H27ZM26 194V195H27ZM99 194V193H98ZM106 194V193H104ZM115 195V194H114ZM142 195V194H140ZM103 196V195H101ZM105 196V195H104ZM49 197V198H48ZM116 197V196H115ZM149 197V196H148ZM27 198V197H25ZM101 198V197H100ZM106 198V197H104ZM264 198V197H263ZM2 199V198H0ZM4 199H5V196H4ZM3 199V201L5 202V200ZM99 199V198H98ZM108 199V198H106ZM105 199V200H106ZM118 199V198H116ZM142 199H143V196H142ZM73 200V198H72ZM14 201V200H13ZM100 201V200H99ZM2 202V201H1ZM15 202V201H14ZM98 202V201H97ZM3 203V202H2ZM13 203V202H12ZM32 203V201H31ZM39 203V202H38ZM37 202H35L33 205H39ZM96 203V201H95ZM101 203V202H99ZM1 204V203H0ZM6 204V203H5ZM123 204V203H122ZM3 205V204H2ZM7 206L9 205L8 203L6 204ZM20 205V204H19ZM26 205V204H24ZM97 205V204H96ZM96 205H94V209H92L93 211L95 209H97ZM101 205L99 208H103L104 210H106V208L110 209L111 208V205H106L104 203L102 204H99ZM98 205V206H99ZM11 206V204L9 205ZM16 206V204H15ZM32 206V205H31ZM126 206V205H125ZM39 207V206H38ZM42 207V206H41ZM78 207V206H77ZM11 208V207H10ZM12 208H13V205H12ZM47 208V206H46ZM93 208V207H91ZM98 208V209H99ZM115 208V206H114ZM241 208V210H242ZM4 209V208H3ZM7 209V207H6ZM6 209L3 210V211H0V232H2L4 229H7L6 228V223L5 221L4 222H1L2 221V218H4L6 216ZM21 209V208H20ZM29 209V208H28ZM42 209V208H41ZM40 209V211H41ZM159 209V208H158ZM2 210V209H1ZM30 210H32L31 213L35 214V212L38 210L36 207L34 208H30ZM87 210V209H86ZM91 210V211H92ZM112 210V209H111ZM115 210H117L115 208ZM114 210V211H115ZM161 210V209H160ZM45 211V210H44ZM89 211V209L87 210V212H91ZM92 211V212H93ZM103 211V210H102ZM20 212V211H19ZM27 212H29V210H27ZM43 212V211H42ZM99 213V211H95L93 213H95L94 215V218L96 216V213ZM101 212V211H100ZM108 212V211H107ZM112 212V211H111ZM39 212L37 211L36 214H38ZM45 213V212H44ZM93 213H92V216H93ZM110 213V212H109ZM117 213V211H116ZM114 213V214H116ZM118 213H120V210L118 211ZM156 213V212H155ZM91 214V213H90ZM101 216L103 217V212H101ZM111 214V213H110ZM112 214V215H114ZM124 214V213H123ZM27 215V214H26ZM98 215V214H97ZM109 216V214H107ZM106 215V216H107ZM119 215V214H118ZM122 215V213H121ZM9 216V215H7ZM25 216V215H24ZM39 216V215H38ZM37 216V217H38ZM51 216V215H50ZM106 216L104 215L103 218H106ZM10 217V216H9ZM26 217V216H25ZM24 217V219H25ZM27 217H30V216H27ZM32 217V216H31ZM42 214L40 216V220L42 219ZM46 217V216H45ZM52 217V216H51ZM102 217H100L99 219H96L100 221V219H103ZM120 217V216H118ZM8 218V217H7ZM13 218V217H12ZM52 218V219H53ZM111 217H107V219ZM113 218V216H112ZM117 218V217H116ZM123 218V216H122ZM120 218V219H122ZM125 218V217H124ZM10 219V218H9ZM28 219V218H27ZM39 219V218H38ZM110 219H108L110 221ZM6 220V219H5ZM13 219H11L12 221ZM30 220V219H28ZM56 222L57 220L54 219ZM106 220V219H105ZM112 220V219H111ZM124 220V219H123ZM17 221V220H15ZM44 221V219L42 220ZM41 221V222H42ZM109 221L107 223H109ZM114 221L116 222V220L114 219ZM122 221V220H121ZM128 221V220H127ZM10 222V221H8ZM24 222H26V220H24ZM47 222V221H46ZM93 222V221H92ZM103 222V221H102ZM118 222V221H117ZM125 222V221H123ZM134 222V221H133ZM54 223V222H53ZM52 223V224H53ZM60 223V222H59ZM60 223V224H61ZM128 223L132 224V222H129ZM125 222V224H128ZM141 223V222H140ZM8 224V223H7ZM10 224V223H9ZM14 224V223H12ZM17 224V223H16ZM25 224V223H24ZM27 224H28V221H27ZM96 224V223H95ZM104 224V223H102ZM121 224V223H119ZM30 225V223H29ZM106 225V224H105ZM108 225V224H107ZM117 225V224H116ZM116 225H113L116 226ZM134 224H132V227H133ZM138 225V224H137ZM11 226V224H10ZM9 226V227H10ZM17 225H15L16 227ZM20 226V225H19ZM32 226V225H30ZM35 226V225H34ZM48 226V225H47ZM59 226V225H58ZM118 226V225H117ZM126 226V225H125ZM129 226V225H128ZM131 226V225H130ZM136 226V225H135ZM264 226V224H263ZM14 227V226H13ZM14 227V228H15ZM28 227V226H27ZM44 227V226H43ZM120 227V226H118ZM122 229H123V226H121ZM164 227H167L166 224H163V230L165 229ZM29 228V227H28ZM56 228V227H55ZM117 228V227H116ZM114 227L113 230L116 229ZM125 228V227H124ZM136 228V227H135ZM139 228V227H138ZM221 228V227H220ZM13 229V228H11ZM9 228V230H11ZM19 229V228H18ZM26 229V228H25ZM131 229V228H130ZM133 229V228H132ZM131 229V230H132ZM137 229V228H136ZM13 230H16V229H13ZM119 230V228H118ZM127 230V229H126ZM6 231V230H5ZM18 231V230H16ZM43 231V230H42ZM121 231V228L120 230ZM130 231V230H128ZM133 231V230H132ZM166 233L165 235H169L167 233V230H164ZM264 231V230H263ZM6 232H10V231H6ZM19 232V231H18ZM65 232V231H64ZM98 232V233H97ZM112 231H110V236L112 235L111 234ZM116 232V231H115ZM114 232V233H115ZM118 232V231H117ZM123 231H121L120 233H122ZM15 235H16V232L14 231ZM119 233V232H118ZM1 234V233H0ZM5 234H8V233H5ZM4 234V235H5ZM69 234V236H70ZM116 234V233H115ZM115 234H113L115 236ZM124 234L126 235V233L124 232ZM129 235H132L130 233H128ZM3 235V234H2ZM119 235V234H118ZM128 235V236H129ZM136 235V234H135ZM8 236V235H7ZM11 236V234H10ZM32 236V234H31ZM42 236V235H41ZM122 236V235H121ZM119 235V237H121ZM138 236V234H137ZM34 237V236H33ZM33 237L32 240H30L31 242L33 241ZM74 237V236H73ZM79 237V238H80ZM94 238V236H92ZM101 237V236H99ZM103 237V236H102ZM134 237V236H133ZM2 238V237H1ZM0 238V239H1ZM7 238V237H5ZM4 238V239H5ZM10 238V237H8ZM13 238V237H12ZM75 238V237H74ZM79 238H78V241H79ZM98 238V237H96ZM104 238V237H103ZM102 238V240H103ZM106 238V237H105ZM104 238V239H105ZM131 238V237H130ZM142 238V237H141ZM264 238V237H263ZM17 240V238H14ZM86 239V238H85ZM88 239V238H87ZM118 239V238H117ZM116 239V240H117ZM2 240V239H1ZM0 240V241H1ZM82 240V239H81ZM111 240V239H109ZM108 240V242H109ZM115 240V241H116ZM14 241V240H13ZM48 241V239H47ZM99 241V240H97ZM101 241V240H100ZM106 241V239H105ZM134 241V240H133ZM8 242V241H6ZM3 243V241L1 242ZM15 243V242H13ZM48 243V242H47ZM75 243V242H74ZM91 243V241H90ZM94 243V242H93ZM107 243V242H106ZM264 243V241H263ZM5 246H6V243L4 242L3 243ZM20 244V243H18ZM40 244V243H39ZM72 244V243H71ZM2 245V244H1ZM10 245V244H9ZM17 245V244H16ZM31 245H33L31 243ZM49 245V244H48ZM73 245V244H72ZM263 245V244H262ZM40 246V245H39ZM74 246V245H73ZM85 246V245H84ZM141 246V245H140ZM4 247V246H2ZM7 247H11V246H8ZM31 247V246H30ZM1 248V247H0ZM16 248H18V246H16ZM78 248V247H77ZM89 248V247H88ZM94 248V247H93ZM4 249V248H3ZM6 249V248H5ZM7 249H11V248H7ZM19 249V248H18ZM79 249V248H78ZM113 249V248H112ZM111 249V250H112ZM12 250V249H11ZM21 251V249H19ZM19 250H17L18 252H20ZM69 250V249H68ZM77 250V249H76ZM87 250V249H86ZM85 250V251H86ZM141 250V249H140ZM6 251V250H5ZM16 250H14L13 252L15 253ZM35 251V250H34ZM80 251V250H79ZM93 251L94 252V249L93 250H89L88 252H91ZM113 251V250H112ZM110 251V252H112ZM142 251V250H141ZM11 252V251H10ZM69 252V251H68ZM116 252V250H115ZM118 252V251H117ZM144 252V251H143ZM8 253V252H6ZM3 253L1 252V255ZM114 254V252L112 253ZM144 254V253H143ZM87 253L85 252H77L75 254H73L71 256V263L70 264H84L82 263L84 258L86 257ZM118 255V253H117ZM116 253L112 256V263L111 264H123V260L125 259H119L117 256ZM3 256V255H2ZM19 256V255H18ZM43 256H46V255H43ZM47 256H50V255H47ZM46 256V257H47ZM52 256V255H51ZM8 257V255H7ZM10 257V256H9ZM8 257V258H9ZM17 257V255L15 256ZM14 257V258H15ZM13 258V257H12ZM49 258V257H48ZM6 259V258H5ZM5 259H2V261H4ZM10 259V258H9ZM51 259V258H50ZM56 259V258H55ZM54 259V261H55ZM109 259V258H108ZM1 260V259H0ZM11 260H14V259H11ZM42 260V259H41ZM49 260V259H47ZM58 260V259H56ZM51 261V260H50ZM69 261V259L67 260ZM126 261V260H125ZM124 261V264H126V262ZM14 262V261H13ZM12 262V263H13ZM28 262V261H27ZM41 262V261H40ZM109 262V261H108ZM3 263V262H1ZM7 263L8 262V259H7ZM11 263V262H10ZM6 264V262H5ZM130 264V263H129ZM133 264V263H132ZM261 264H264V257L261 261Z\"/></svg>","mask_w":264,"mask_h":264},{"label":"clouds","instance_id":"3","mask_svg":"<svg viewBox=\"0 0 264 264\" xmlns=\"http://www.w3.org/2000/svg\"><path fill=\"white\" fill-rule=\"evenodd\" d=\"M204 9L219 46L225 31L236 27L233 18L243 11L240 0H211L210 10ZM253 29L240 38L238 47L243 51V64L264 67V24H257ZM8 56L10 69L20 67L25 62L23 52L18 48H10ZM208 61L209 57L197 67L209 81L207 91L216 94L222 89V82L213 76ZM81 87L77 82L57 79L49 87L43 88L46 91L39 96L34 95L36 87L29 83L22 84L15 92L17 102L23 103L29 112L38 117L46 145L53 152L67 150L76 137L80 116L78 109L83 102ZM217 123L222 122L218 119Z\"/></svg>","mask_w":264,"mask_h":264},{"label":"crops","instance_id":"4","mask_svg":"<svg viewBox=\"0 0 264 264\" xmlns=\"http://www.w3.org/2000/svg\"><path fill=\"white\" fill-rule=\"evenodd\" d=\"M253 11H251V14H249L247 11H244L243 13H245V14H247L246 16L244 15V14H240V15H238L239 17H241V18H239L238 16H237V18L236 17H234V18H236L239 22H237L236 23V28H239V27H241V29H232L231 31H232V33L230 34L229 32H230V30L228 31V30H226L225 32L226 33H224L225 35L223 36V40H222V43H220L219 44V46L221 47H227V48H235V49H237V50H241L239 47H238V44H239V41H240V38L242 37V36H244V34L242 33L243 31H244V33H245V35L247 34V31L249 32V31H253L254 29V27L257 25L256 23H255V21H254V19H252V18H254V16H256V17H259V18H263L264 17V11H262L261 13H260V10L258 11V9L256 10H254V9H252ZM257 11V12H256ZM255 12V13H254ZM260 13V14H259ZM242 15H244V18H243V16ZM248 16V17H247ZM247 17V18H246ZM236 19H233L234 20V22H236L235 20ZM242 19V20H241ZM248 19V20H247ZM207 16L205 17V24H207V29L209 28H211L210 30H209V32L211 33H209V42H210V46L212 47L213 46V43H216V40H215V37L212 35L213 33V31H212V27H211V24L210 23H208L207 21ZM242 21V22H241ZM245 21V22H244ZM248 21V22H247ZM260 23V21H258V24ZM262 23H264V20L262 19ZM250 24V25H249ZM243 25V26H242ZM245 25V26H244ZM249 25V26H248ZM253 25V26H252ZM209 26V27H208ZM245 28V29H244ZM250 28V29H249ZM246 29H248L247 31H246ZM234 30L235 31H237V32H235L234 33ZM239 30V31H238ZM238 32L239 33H241V34H239L240 35V37H239V35H238ZM228 33V34H227ZM237 33V34H236ZM237 35V37L238 38H235L236 37V35ZM243 34V35H242ZM229 35H231L232 36V38H231V36L229 37ZM213 36V37H212ZM235 36V37H234ZM212 37V38H211ZM211 39V40H210ZM236 39V40H235ZM237 41V42H236ZM233 42H236V44L235 43H233ZM221 47V48H222ZM240 58V57H239ZM242 58V57H241Z\"/></svg>","mask_w":264,"mask_h":264}]
</instances>
